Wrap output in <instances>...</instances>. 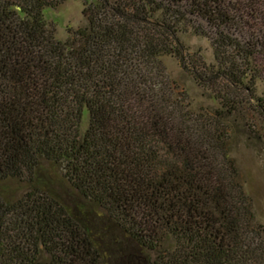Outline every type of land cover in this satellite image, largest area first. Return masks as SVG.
Instances as JSON below:
<instances>
[{
    "label": "trees",
    "instance_id": "trees-1",
    "mask_svg": "<svg viewBox=\"0 0 264 264\" xmlns=\"http://www.w3.org/2000/svg\"><path fill=\"white\" fill-rule=\"evenodd\" d=\"M66 1L0 0V264H264L231 149L264 120V0H82L60 41L44 11ZM164 58L217 106L192 108Z\"/></svg>",
    "mask_w": 264,
    "mask_h": 264
},
{
    "label": "rangeland",
    "instance_id": "rangeland-1",
    "mask_svg": "<svg viewBox=\"0 0 264 264\" xmlns=\"http://www.w3.org/2000/svg\"><path fill=\"white\" fill-rule=\"evenodd\" d=\"M260 9L256 12V17H253V19L257 20L252 21L251 25L253 30L257 29L264 32V14ZM83 10L82 0H67L56 9H46L44 17L47 23L55 30L56 38L64 41L68 37V30H77L84 27L86 22ZM253 30L248 29V31L245 30L243 32L248 34L247 32L250 33ZM233 37L238 38L240 42L244 41L242 34L235 33ZM180 40L187 48L189 55H192L194 65L200 67L202 64H214L211 41L191 34L181 35ZM253 63L257 78L252 82L255 99L250 100V102L251 106L256 108V105L259 104L256 102L257 99H261L262 105H264V49L255 53ZM163 64L169 77L177 81L181 89L186 90L189 99L187 103L191 104L192 108H200L205 112L210 107L217 106V103H213L212 98H210L213 95V87L209 84L200 85L193 80L192 76L182 73L178 59L164 58ZM244 95L245 93L240 96ZM246 117L248 118V124L251 126V132L247 135L251 138L246 140L245 136H239L235 144L231 146V149L239 169L240 180L247 194L252 199L255 222L264 229V120L258 118L253 109L246 112Z\"/></svg>",
    "mask_w": 264,
    "mask_h": 264
}]
</instances>
